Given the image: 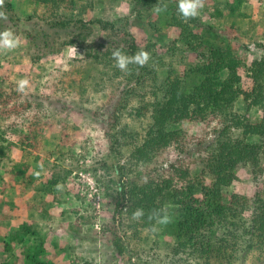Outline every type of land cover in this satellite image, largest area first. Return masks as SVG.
<instances>
[{
    "label": "rangeland",
    "instance_id": "rangeland-1",
    "mask_svg": "<svg viewBox=\"0 0 264 264\" xmlns=\"http://www.w3.org/2000/svg\"><path fill=\"white\" fill-rule=\"evenodd\" d=\"M9 1L27 29L33 26L28 22L29 16L40 20L55 11L51 5L36 0ZM161 1L167 4L166 11L157 14L151 8L137 14L131 0H95L94 8L83 15L87 21L127 17L128 28L142 44L154 45L152 51L159 54L165 68L157 70L158 80L152 79L138 95H127V87L136 82L130 81L129 73L114 67L111 57L98 60L91 55L108 48L100 49L90 40L75 46L77 51L67 46L34 61L29 55L28 35L11 28L20 36L21 45L11 52L0 53V91L11 97L9 104L0 98V145L18 139L35 123L43 131L37 150L28 155L18 147L10 149L5 159L0 158V264L12 261L24 248L32 253L41 251L37 259L51 264H206L199 254H176L174 250L176 241L170 229L177 219L184 217L180 205L165 203L171 217L168 224L144 227L142 220H132L129 204L126 212L117 214L109 193L117 190L120 180L115 166L127 167L124 182L129 178L141 183L167 179L175 174L173 164L188 168L192 180L201 177L212 181L213 175L206 172V159L217 150L220 139H224L219 138L217 128L229 121L222 123L221 119H215L208 124L186 121L178 126L184 134L181 145H172L149 164H136L130 159L135 148L132 139L125 143L121 154L111 155V143L102 128L101 117L92 113L102 112L107 103L113 102L120 113L119 129L138 135L140 144L152 122V87L164 76L167 67L176 76L183 75L203 63L214 48H230L248 61L262 57L264 0L246 1L236 14H231L227 0H205L200 15L194 18L196 23L184 21L200 35L202 47L181 38L177 0ZM78 4L80 8L82 4ZM79 8L66 2L59 13H78ZM93 27V38L106 35L97 24ZM152 64L155 68L159 63L154 60ZM21 79L30 81L25 92L17 88ZM234 111L252 120L262 116L257 108L247 110L243 96L235 103ZM231 135L242 137L237 128L232 129ZM259 140L256 136L248 138L251 143ZM23 161L31 166L35 183L28 184L27 176L11 172L14 164ZM261 188L264 191V174L255 176L247 165L240 168L239 180L224 188V194L227 201L235 192L253 199ZM23 223H30L35 234L25 237L21 230ZM116 233L127 247L124 256L110 240ZM263 256L254 250L229 264H264Z\"/></svg>",
    "mask_w": 264,
    "mask_h": 264
},
{
    "label": "trees",
    "instance_id": "trees-1",
    "mask_svg": "<svg viewBox=\"0 0 264 264\" xmlns=\"http://www.w3.org/2000/svg\"><path fill=\"white\" fill-rule=\"evenodd\" d=\"M51 5L55 11L48 17L34 20L28 17L29 29L24 28L21 18L17 17L9 0H4L0 8L7 15V20H0V31L15 29L29 37V55L34 61L49 57L67 46L83 45L87 41L97 44L98 48H108L105 52L91 54L94 58L107 59L116 48H121L126 54L133 55L140 49L151 54V60L145 67L130 65V81L136 85L127 87V95H138L152 79L158 80L157 70H164L158 53H153L154 45H143L139 38L128 28L129 18L104 20L96 18L87 21L83 15L94 8L95 0H36ZM248 0H227L231 14L240 12L242 5ZM68 2L74 8L82 6L78 13L62 14L60 7ZM135 13L153 8L159 0H131ZM163 4V2L161 1ZM182 18L177 22L181 29L180 36L186 41L200 44L202 38L192 31ZM196 23L194 19L187 20ZM97 24L104 35L95 39L94 25ZM200 47L202 45L200 44ZM263 55L260 59L245 60L232 49L214 48L205 57L203 63L192 67L189 72L176 76L168 67L164 76L152 87L153 101L151 107L152 122L145 132L144 138L138 143V135H131L125 129H119V110L113 102L105 105L100 113H92L101 117L102 128L111 143V155L121 154L126 142L134 143L131 153L134 163L149 164L172 145H181L184 134L179 125L186 121L210 123L221 119L225 123L217 128L220 137L218 148L206 159L207 173L213 175L212 181L205 178L190 179L188 168L173 164L175 174L167 179L155 181L149 179L139 182L134 178H126L127 167L115 166V173L120 177L117 190L109 193L115 202V212L122 214L128 205L132 214L136 208H143L144 227H151L155 221L148 220V213L165 206L166 202L180 205L184 217L176 220L170 227L171 236L176 241L175 252H191L199 254L206 264H229L238 256L243 258L257 250L264 254V191L262 188L253 199L242 193H232L226 200L224 188L230 187L239 180L240 168L251 166L253 174H264V45H261ZM112 58V57H111ZM163 69L152 68L153 61ZM243 96L247 110L257 108L262 116L255 120L235 113L234 106ZM4 104H9L11 97L5 91H0ZM145 95L141 99L144 101ZM126 105V104H125ZM124 105V106H125ZM233 128L241 130L242 137H233ZM43 129L38 123L28 127L18 139L7 145H0V158L9 156V150L21 148L30 154L41 144ZM250 136L259 137V142L248 141ZM11 172L25 175L28 184L35 183V176L27 161L14 164ZM205 172V173H206ZM251 213V217L248 215ZM21 230L24 236L35 234L30 223H23ZM116 245L119 254L124 256L127 247L123 239L116 233L110 239ZM25 242V239H21ZM13 250V246L9 247ZM39 252L32 253L30 249H22L13 256L7 264H51L39 261ZM264 257V256H263ZM264 261V260H262Z\"/></svg>",
    "mask_w": 264,
    "mask_h": 264
},
{
    "label": "clouds",
    "instance_id": "clouds-1",
    "mask_svg": "<svg viewBox=\"0 0 264 264\" xmlns=\"http://www.w3.org/2000/svg\"><path fill=\"white\" fill-rule=\"evenodd\" d=\"M4 5V0H0V8ZM205 6V0H177V11L180 17L187 21L194 19L200 15V11ZM152 10L159 14L167 10V4L159 3L152 8ZM0 20H7L5 12L0 11ZM21 45V38L11 29H5L0 31V53L11 52L17 49ZM107 49V48H106ZM105 49V50H106ZM71 51H77L75 46H72ZM111 57L114 60V67L119 69L123 73H129L131 71L130 65H136L140 68L148 65L151 60L150 52L140 49L133 55L126 54L121 48H116L112 51ZM30 86L28 79H21L17 82V88L20 92H25ZM39 175V173H37ZM126 212L127 209L125 208ZM145 216L143 208H136L132 213V220L140 221ZM148 220L155 221L156 224L165 225L171 221V217L168 214V207L164 206L159 209H154L148 213ZM155 230V229H153Z\"/></svg>",
    "mask_w": 264,
    "mask_h": 264
}]
</instances>
